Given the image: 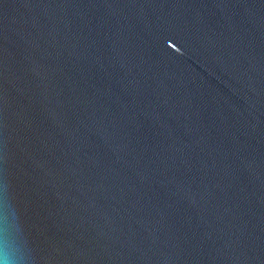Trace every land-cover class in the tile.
Returning <instances> with one entry per match:
<instances>
[{"label": "water", "instance_id": "water-1", "mask_svg": "<svg viewBox=\"0 0 264 264\" xmlns=\"http://www.w3.org/2000/svg\"><path fill=\"white\" fill-rule=\"evenodd\" d=\"M0 264H264V0H40L0 64Z\"/></svg>", "mask_w": 264, "mask_h": 264}]
</instances>
